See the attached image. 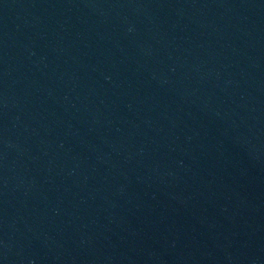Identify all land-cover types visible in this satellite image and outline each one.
Instances as JSON below:
<instances>
[{"label": "water", "instance_id": "obj_1", "mask_svg": "<svg viewBox=\"0 0 264 264\" xmlns=\"http://www.w3.org/2000/svg\"><path fill=\"white\" fill-rule=\"evenodd\" d=\"M0 264H264V0H0Z\"/></svg>", "mask_w": 264, "mask_h": 264}]
</instances>
